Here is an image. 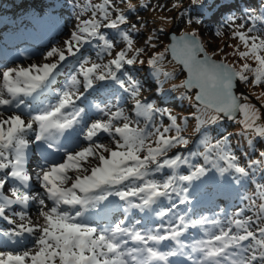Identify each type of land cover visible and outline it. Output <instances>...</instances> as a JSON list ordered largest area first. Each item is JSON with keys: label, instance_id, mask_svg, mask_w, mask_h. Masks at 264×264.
<instances>
[{"label": "snow or ice", "instance_id": "snow-or-ice-1", "mask_svg": "<svg viewBox=\"0 0 264 264\" xmlns=\"http://www.w3.org/2000/svg\"><path fill=\"white\" fill-rule=\"evenodd\" d=\"M112 2L113 0H103L101 4L84 6V11L91 10V18L82 20L77 25L76 31H73L69 40L64 42V50L52 48L47 53L48 58H58L55 62L2 70L0 108L12 106L19 108L24 103L23 99H20L21 96H31L47 87L62 62L68 56H75L82 44L96 39L103 41L105 51L112 49V43L100 31L101 28L119 30V26L127 22L122 12L115 19H110L109 8L112 7ZM129 9H132L131 5ZM98 13L102 20L97 19ZM247 19L253 21L251 26H246L245 23L237 24L233 38H238L245 48V51H239V57L251 58L255 62V67L244 63L238 70L227 63L213 60L205 53L195 31L183 33L179 37L173 36L171 50L188 72L187 81L183 82L182 86L199 89L195 99L203 105L202 115L205 118L197 126L196 131H201L203 124H216L224 118L233 120L236 114L240 113L243 116L240 121L242 125L240 134L248 138V144L252 145V138L264 141V99H261L264 92L257 97L260 100V106H257L247 96H237L233 89L236 80L258 87L264 85V32L252 34L257 31L255 20H264V14L259 17L249 14ZM121 35L128 48L116 52L108 64L93 63L90 67H85L87 60L80 64L85 90L92 88L94 81L110 79L133 97L139 94L140 86L137 81L129 76L126 85L117 73L125 65H134L142 49H135V54L129 56L128 53L133 51V41L127 32H122ZM200 53H204L203 58L200 57ZM162 58L161 53L149 59L147 63L155 67ZM77 83L76 77L73 76V87ZM81 95L83 93L77 95L73 91H64L58 95V102L55 105H50L36 115H30L28 121L21 115H9L4 118L0 112V190L5 188L9 180L17 181L20 185L11 188L10 196L0 194V217L6 219L8 223L14 224L15 221L5 215L7 209L13 205L26 207L30 200H37V196L26 191L33 179V175L26 167V150L29 146L26 137L29 132L36 131L35 141L46 144L50 149L53 148L56 140L65 131L79 123L84 110L74 108L71 118L66 110L73 107ZM135 109L136 116H144L146 119H151L154 112L160 111L154 104L139 99L135 102ZM106 115L108 116L106 120H96L90 126H86L83 138L88 142L87 146L79 147L78 150H66L60 161L50 160L48 153H42V163L38 165L39 170L34 176L43 188L45 198L51 201V206L46 204L45 198H40L39 216L42 217L43 223L33 224L31 221L27 224L20 223L10 232L2 234L7 238L4 243H15L13 238L23 236L25 233L34 239L32 247L27 250L0 251V264H170L169 257L180 254L192 259L191 253H181L178 248L161 251L159 246L165 241L180 244V237L188 227L204 225L207 223L206 219L189 221L184 215H179L178 224L161 225L155 231L150 229L143 234L136 230L134 225L126 226L124 220L110 228H98L77 219L82 216V210L95 207L111 195L125 201L128 208L144 212L156 205L160 198H169L171 192H176L178 181L190 182L206 172L203 166H196L190 175L178 174L177 169L180 165H189V160L179 154L169 157L168 152L180 146H187L189 140L182 134L184 129L177 123V118L170 113L168 117L171 124L162 130L156 128L154 132L132 127L130 117L122 111ZM197 119L200 120V117ZM173 130L175 134L169 135ZM102 134L110 138L114 147H108L100 141ZM150 137H155L154 146L147 143ZM201 144L204 146L201 155L221 174L231 170L238 174V178L248 177L249 169L254 170L255 166L264 165V151L259 153L260 159L249 160L246 166L242 165L239 157L230 149L228 136H223L213 143L204 133ZM93 159L97 163L87 167L86 165ZM220 161H223L226 167L221 166ZM164 168L172 170V174L166 179L158 181L148 178ZM81 170L87 174L75 176L69 174ZM136 181L140 183H135ZM69 182L70 186L66 187ZM125 182L131 185L126 190H112L118 185H124ZM78 192L83 195H78ZM261 195L264 199V192ZM183 202L182 200L181 203ZM64 206L74 211L70 212ZM258 207L260 216L257 217L259 223L255 230H251L253 223L251 217L231 220L229 226L219 228L218 234H210L208 239L201 240L192 247V252L200 254V259L195 260L194 264H264V202ZM15 215H19L21 220L25 219L22 212ZM135 223L138 224L139 221ZM233 226L236 231H233ZM129 241L135 242L137 246L130 247Z\"/></svg>", "mask_w": 264, "mask_h": 264}, {"label": "rangeland", "instance_id": "rangeland-1", "mask_svg": "<svg viewBox=\"0 0 264 264\" xmlns=\"http://www.w3.org/2000/svg\"><path fill=\"white\" fill-rule=\"evenodd\" d=\"M113 0L112 7L109 8V12L111 13L110 19H115V17L120 14L121 12L126 16L127 22L124 24H121L119 26V30H113L110 28H101V32L105 35L106 39H108L113 47L112 49L105 51L103 48V41H99L96 39H93L90 43L82 44L80 47L79 52L75 56H68L67 60H69L68 64L70 66L69 73L66 70L64 74L65 76L62 81H59L58 86H47L44 89H42V92H49V96H56L54 97L55 101L58 102V95L63 92L65 89H67L70 86V89L67 91H73L77 95L80 93H83V95L80 96L78 100L75 101L74 108L76 104H79L81 109H85V106L88 105L89 101L87 100V93L91 91V89L85 90L81 86H83V75L80 73V64L83 63L85 60L88 61V63L85 65V67H90L93 63H98L101 65L108 64L115 56V53L121 50H127L128 45L127 42L123 39L121 33L124 31V27H121L123 25H126L127 23L133 22L135 27L129 26L128 31L129 35H133L135 39H133L132 44V52H129V56H132L135 54V49H142L140 52L137 62L134 64L137 67H141L143 70L138 74L139 76H146L147 73L150 74V76L155 77L156 83L161 86V92L170 98H173L175 100H178L180 102L181 109H171L167 111H161V115L163 116L164 124L161 127V130L163 127H167L171 124V120L168 117V113L175 116L177 118V123L181 125V127L184 129L183 135L188 138L189 144L187 146H180L176 149H171L168 152V156L172 157L175 154L182 155L184 157H187L189 160V165H180V167L177 169V172L179 175H190L194 170L196 166H203L206 169V172L204 175H201L200 178L203 181H210V180H219V179H233L236 183H239L244 180H248L250 178L260 177V169L261 165L255 166L254 170L249 169V176L248 177H239L238 174L234 171H228L223 174H221L216 168L212 166L211 163H208L205 161L203 155L201 153L204 152V146L201 144V140L204 138V133L207 134V137L212 140L213 143L217 139L222 138L223 136H228L229 138V146L232 151L237 157H239V162L242 159V156H246L249 154V147L247 146L248 138L244 137L240 134V138H237L236 136H231L232 132L228 133H221L218 130H214L213 127L217 125L216 124H203L201 126V131H196L197 126L201 124L202 120L205 118L202 113L199 114L202 110L199 106L193 108L192 104V97L195 93L189 94L190 98L184 95V92L181 91L182 83L184 82V74L181 73L179 67L175 65L168 57V46L170 44L168 34L170 32H174L178 35L184 33V31H187L188 29L191 30V32L195 31L198 36L202 39L203 44L205 45L207 51L209 54L214 57L215 59H218L219 61L224 60L229 63L230 65L234 66L238 70L240 69L241 65L244 63H249L253 67H255V62L251 58L241 59L238 55L239 51H245V48L243 44L239 41L238 38H233V31L236 29V25L240 23H245L246 26H251L253 21L248 20L247 17L249 14H251L254 17H259L261 14H264V7H249L248 10H250L251 13H247L245 10L243 12L241 11H233L229 14V16L226 18L223 23L218 26L216 29H213L212 31L206 32L204 30H201L198 28L196 24H194L191 20H189L190 17V11H183V4L184 2H187L186 0ZM197 1V0H194ZM53 3V8H55V11L44 17L42 23H35L34 26L28 27L27 25H23L24 28H19V31H22L24 33V36L20 34L16 35V38H13L14 41H11V43H16L20 39V43L18 46H15L13 48H10L8 46H4L3 43L0 41V54L2 55L3 59H6L7 63L12 66V68H18V67H28L32 64H44L49 62H55L57 57L48 58L47 53L51 51L52 48H58L61 50H64V42L69 40L70 34L73 31H76L77 25L81 23L82 20L90 19L91 18V10L84 11V6L88 4L97 5L103 3V0H63L58 4L56 2ZM129 5L132 6V9H129ZM62 6L66 8L65 11H62ZM49 8H51L49 6ZM57 8V9H56ZM115 9V10H114ZM261 11V12H259ZM259 12V14H258ZM97 19H101L102 17L100 14H97ZM234 21V22H233ZM256 29L257 31L252 33L254 35L261 34L264 32V20L257 19L255 20ZM49 30V31H45ZM45 31V32H44ZM44 32V33H43ZM42 33V34H40ZM222 35H227L225 37H222ZM38 36V37H35ZM10 38V37H8ZM45 39L47 41V44L42 47L40 50L37 48L38 53L37 56L34 58H29L28 61H23L24 56L21 57L20 60H16L13 58L15 55L16 50L19 52L27 51L29 48H31L36 42H40V39ZM27 40V41H26ZM19 42V41H18ZM163 54V58L158 60L155 67L149 65L147 61L149 59H153L157 57L158 54ZM67 55V53H65ZM168 59V60H167ZM14 60V62H12ZM140 61H144V63H140ZM135 69L131 65H125L123 69H121L117 75L119 78L123 81H125V84L128 83V77H132L133 80L137 81L139 84V81L137 78L134 77ZM167 73L168 75H165ZM249 78L251 79V74L249 73ZM75 76L78 83L76 84L77 88L72 85V77ZM146 79V78H145ZM110 80L105 81H94L93 87L96 88V93L99 90L102 92V95H106L107 92L101 90L102 86L100 84L102 82H108ZM0 84H2V77H0ZM241 85L246 89V96L249 98V100L257 104V106H260V100L257 99L258 96H260L261 92H264V85L262 86H254L251 83H243L241 82ZM100 86V87H99ZM81 88V90H78V88ZM113 93L111 97L119 98L118 95L121 97L119 98L120 104H116L115 100L112 99L111 102H108L107 105L110 107L108 110V113L111 114L116 111H122L126 116L130 117V122L132 123V127H140L145 129L148 132H154L156 128L159 127H153L152 122L153 119H146L144 116H136L135 112V102L137 99L141 100L142 102H146L144 97L142 96L141 88L140 92L136 97H133L129 92H126L123 88L120 87L118 83L115 82L113 84ZM119 88L120 91H118L116 88ZM122 94H125L122 96ZM43 96H46L44 94ZM85 98V99H84ZM35 99V96H25V99H23L24 103L21 105H24L26 107L31 108L30 113L24 114L23 110L24 108H20L19 110L22 112L21 117L25 118L27 117L30 119V115H36L37 113H34V107L38 106L40 104L38 100H36V104L31 105V100ZM101 99H104L101 97ZM261 99H264V97H261ZM84 100V101H82ZM106 100V99H104ZM107 101V100H106ZM42 104H48V97H44L41 100ZM150 103H154L156 105V102L151 101ZM20 105V106H21ZM44 109V108H42ZM119 109V110H117ZM0 112L3 113L4 118H7L9 115H20L19 111H13L11 109H3ZM12 114H9L11 113ZM73 111L70 109L67 110V113L69 114V118H71V114ZM96 112V111H93ZM91 112H88L86 116H88ZM99 114L104 115V120L108 118L106 114L100 113ZM197 117H200V120L197 119ZM138 121V123H137ZM240 127L242 125L238 124ZM35 127V126H34ZM76 128V125L73 126ZM38 130V129H37ZM75 130H71V134H74L75 136ZM241 131V130H239ZM175 132L169 133V135H174ZM36 135V131H34L31 134H28L26 137L27 139L31 138L34 139ZM64 135H61L58 140V142H55L56 144L59 142H62ZM154 140L155 137H150L147 141L148 144H153L154 146ZM78 145L80 143V140L77 141ZM101 142H103L108 147H114L112 144L110 138L105 134L104 139H101ZM81 145V144H80ZM78 147V146H76ZM76 150V148H74ZM241 150V156L236 152V150ZM262 151H264V146L262 148ZM192 153H196V155H192ZM143 156L144 153H141ZM214 159V157H213ZM260 159L257 156H253L252 158L246 160V162H240L242 165H247V162L249 160H256ZM97 163L96 160H91V163L86 165L87 167H92ZM221 166L226 167V164H224L223 161L219 162ZM154 167V166H153ZM260 170V171H259ZM161 172L163 175H161ZM72 176H75L77 174L79 175H85L87 173H84L82 170L78 172H71L69 173ZM172 174V170L168 168H164L160 172H154L152 175H150L149 179H155L158 181L166 179L169 175ZM238 178V179H237ZM35 179H33L34 181ZM193 181V180H192ZM192 181H185V182H177L178 187L176 192H171L169 198H160L158 203L156 205H153L151 209L146 210L144 212H141L134 208H128L125 201H122L118 196L111 195L108 196L106 200H103L98 203V207L101 208L100 212H102L108 219H116L118 217L114 216V213L116 211L120 212V215L122 218H124V215L126 216H132L134 215V218L132 220V225L136 229L143 233H146L148 230L155 231L157 228H159L161 225L168 224V223H177V217L179 215H184L186 218L191 217H198L201 213H214L216 214V219H220V215H229V217L233 219H247L249 217L252 218V225L251 230H255L257 227V223L259 221L257 220V217L260 216L259 212V204L257 206L258 202H264V199H262V192H264V189H258L257 195L258 197L255 198V194L253 190H246V197H248V200L244 198L247 201V208L245 204H242L239 199L233 198V205L232 207H227V203L224 200H218L216 203V207H209V208H196L194 211L188 210V207L191 206V204H199V203H209L213 200V193L214 189L217 188L219 185L218 182L216 183H208L209 188L207 190H203V186L200 188L199 186L196 187L200 188L199 192H195L194 194H188L189 192H193L195 188L192 186ZM194 182L196 184L203 185L199 179H194ZM15 185H10L9 181L4 189L0 190V194L2 195H11V188L16 186H19V182L15 181ZM135 183H140V181H136ZM40 186V185H39ZM38 186V187H39ZM66 187L70 186L69 184L65 185ZM131 185L128 184V182H125L124 185H118L115 188H113V191H116L117 189L120 190H126L127 187ZM182 189H186V191H182ZM39 191H35V196H37V199H40V195L44 197L42 194V191L38 188ZM239 191V189L236 188H227L222 187L220 190L222 197L225 196V194L233 195L232 193H235ZM78 195H83L82 193H77ZM100 194V193H97ZM240 195H236L238 197L243 196L242 192H239ZM112 197H115L114 200H111ZM255 198V199H254ZM135 202L139 203L138 200H135ZM243 199V198H242ZM184 201L181 203V201ZM188 201V202H186ZM103 202V203H102ZM178 204V207H176ZM33 203L31 204V201H29L28 205L22 206V205H13L12 209H8L10 218L15 221L14 225L24 223L27 224L29 221H31L33 224L36 223H43L42 217L39 216V208H36V210H31ZM195 205V206H196ZM203 205V204H202ZM201 205V206H202ZM199 206V207H201ZM192 207V206H191ZM127 209V210H126ZM247 209V210H246ZM180 210V211H178ZM24 213L25 219L21 220L19 215H15V213ZM166 212L167 215H157V213H164ZM236 213H239L237 215ZM252 213V214H251ZM101 213H97V216H101ZM151 220V221H150ZM135 221H139V223H135ZM142 226V227H141ZM14 229L13 226H9ZM254 227V228H253ZM7 239V238H6ZM5 239V240H6ZM16 240V237L13 238ZM34 239V238H33ZM32 240L25 242L22 241L21 247L13 250V252L17 251H24L32 247ZM4 240V241H5ZM4 241L2 242V246L0 248V251L3 250Z\"/></svg>", "mask_w": 264, "mask_h": 264}, {"label": "bare ground", "instance_id": "bare-ground-1", "mask_svg": "<svg viewBox=\"0 0 264 264\" xmlns=\"http://www.w3.org/2000/svg\"><path fill=\"white\" fill-rule=\"evenodd\" d=\"M41 49V48H40ZM40 49H38V50H40ZM35 52H37V45H33L31 48H29L27 51H24V52H19L18 50H16V52H15V55L13 56V58H15L16 60H20L21 59V57H23L24 56V59H23V61H28V59L31 57V58H34L35 56H37L38 55V53H35ZM3 59V58H2ZM3 60H6V59H3ZM12 62H14V60H12ZM9 68H12V67H9ZM2 70H4V69H1L0 70V72H2ZM68 71V73L70 72L69 71V69H67L66 67H64L63 69H61L60 71H56V73H55V76H54V78H59V80L57 81V80H55V84L56 83H58L59 81H62V79L65 77V76H67L68 75V73L65 75L64 74V72L65 71ZM59 75V76H58ZM110 80V79H109ZM75 88H77V86L75 85ZM83 88V87H82ZM91 89V91H90V93H89V95H88V97L91 99V101H92V104H94V103H98V105H99V108L100 109H107V101H109L110 100V94H107L105 97H104V99H106V100H104V99H101L98 95H96V93H95V90L93 89V88H90ZM78 90H81V88L79 87L78 88ZM112 90H110V92H111ZM35 94V93H34ZM38 94V96H39V92L37 93ZM36 95V94H35ZM237 96H246L245 94H243L242 93V91H240V90H238L237 91ZM43 97V95H41L40 94V98H42ZM51 101V104L50 105H55L56 103H57V101H55L54 100V98L53 99H49L48 98V101ZM43 105H44V103H43ZM49 107V106H48ZM47 108V107H46ZM45 108V109H46ZM76 109V108H75ZM44 109H42V107H40V106H35L34 107V113H38L39 111H43ZM117 110H119V109H117ZM120 111V110H119ZM97 114V113H96ZM4 116V115H3ZM90 117H94L92 114L90 115ZM23 119H25V121H28L29 119L27 118V117H25V118H23ZM98 120H102L101 118H98ZM87 125V122H86V120H83V124L81 125V128H84V126H86ZM35 128V127H34ZM34 131H31V132H29V134H31V133H33ZM104 139V138H103ZM32 141H31V139H30V143H31ZM78 144V142H73V141H71L70 142V148H69V151H71L72 149H73V147L74 146H76ZM31 168L34 170V172H33V174H35V172L36 171H38L39 170V168H38V165H39V163H37L33 158H32V160H31ZM39 184H38V182H35L34 183V185L30 188V189H26V191H28L30 194H32V195H35V188H36V186H38ZM40 198H41V196H40ZM115 199V197H112L111 198V200H114ZM35 203V207L36 208H41V206L39 205V203L38 202H33V204ZM31 210H32V207H31ZM5 214L8 216L9 214H8V212H5ZM9 217H10V215H9ZM6 219H2V220H0V247L2 246V244H1V241L2 240H5L6 239V237H4L2 234L3 233H5V232H10L13 228H11V227H9L7 224H6ZM151 221V220H150ZM83 222H88V224H90V225H92V226H97V225H101V224H107V225H109V223L110 222H108V221H100V220H96L95 221V223H93V221H92V219L91 218H87V219H84L83 220ZM195 228V227H194ZM190 228H187V230L186 231H184V233H188V230H189ZM201 229V228H200ZM194 233H199V230L196 228L195 230H194ZM18 242L20 243L21 242V240H24V241H26V242H28V241H30V240H32L33 239V237L32 236H29L27 233H25L23 236H18ZM181 240H182V238L180 237V243H181ZM31 242V241H30ZM166 242H169V243H173V244H175V245H178L175 241H165V242H163V244H165ZM163 244H161L160 246H162Z\"/></svg>", "mask_w": 264, "mask_h": 264}, {"label": "water", "instance_id": "water-1", "mask_svg": "<svg viewBox=\"0 0 264 264\" xmlns=\"http://www.w3.org/2000/svg\"><path fill=\"white\" fill-rule=\"evenodd\" d=\"M173 36L179 37L180 35H177V34L174 33V32H170V33L168 34L169 41H170V44H169V46H168V55H169L170 60H171L175 65H177V66L179 67V69L181 70V72H183V74L185 75L184 82H186V81H187V78H188V72H187V70L184 68V65H183L182 63L179 62V59L176 58V57H174L173 52H172V50H171V45H172V43H173V40H172V37H173ZM200 42L202 43L201 39H200ZM204 49H205V48H204ZM205 53H207L206 49H205ZM207 54H208V53H207ZM208 55H209V54H208ZM178 56H179V53H177V57H178ZM203 56H204V53H200V57L203 58ZM209 56H210V55H209ZM210 57H211V56H210ZM211 58H212V57H211ZM212 59L215 60L214 58H212ZM215 61H218V60H215ZM224 63H225V62H224ZM234 84H235V87H234L233 90H234V92H235L236 95H237V91H238V90L242 91V93L246 95V93H245L246 91L243 89V87H242V85H241V82H240L239 80L234 81ZM184 89H185V92L188 93V94L195 93V94H194V97H193L194 104L197 105V106H199V107H201V108H203V105H201L200 102H199V101H196V99H195V96H196V94L199 92V89H198V88H191V89H189V88H186V87H184ZM242 118H243L242 114L237 113L235 119H233V120H229V119H227V118H224L223 120H225V121H227V122H232V123H233V122H236V121H240Z\"/></svg>", "mask_w": 264, "mask_h": 264}, {"label": "trees", "instance_id": "trees-1", "mask_svg": "<svg viewBox=\"0 0 264 264\" xmlns=\"http://www.w3.org/2000/svg\"><path fill=\"white\" fill-rule=\"evenodd\" d=\"M8 1V0H7ZM15 1H18V0H14V2ZM187 2H184V4H183V6H185L189 1H191V0H186ZM181 2H183V0L181 1ZM1 5L3 6L4 5V2H3V0H1ZM195 16H197L196 14H195ZM4 17V12H2V11H0V18H3ZM199 17V16H198ZM189 20H191L194 24H196L197 26H198V28L199 29H201L202 27H203V24H201V25H199V23L201 22V20L200 19H197V18H189ZM3 26H5V25H3ZM6 28V27H5ZM202 30V29H201ZM191 32V30L190 29H188L187 31H184V33H190ZM182 34H183V32H182ZM3 35V31L2 30H0V36H2ZM168 60V59H167ZM225 61V60H224ZM246 84V83H245ZM192 104H193V102H192ZM193 108H195V111H196V107L194 106ZM202 111H203V109L201 110V112L199 113V114H201L202 113ZM219 126H222V128L224 129V130H229L230 132H232V134L234 135V136H236L237 138H240V132L241 131H239L238 130V128H242V127H239L237 124H234V125H231V124H229V125H227V124H225V123H223L221 120L219 121ZM221 128V127H220ZM255 146L258 148V149H260L261 148V146L263 147L264 146V141H262V140H260L259 138H257L256 140H255ZM260 170H262L263 171V169H260ZM259 170V171H260ZM262 171H260V173H262Z\"/></svg>", "mask_w": 264, "mask_h": 264}, {"label": "clouds", "instance_id": "clouds-1", "mask_svg": "<svg viewBox=\"0 0 264 264\" xmlns=\"http://www.w3.org/2000/svg\"><path fill=\"white\" fill-rule=\"evenodd\" d=\"M13 1H14V0H13ZM25 1H26V0H18V1H15V3H17V4H23ZM19 2H21V3H19ZM133 38L135 39L134 36H133ZM242 87H243V86H242ZM243 89L246 91V89H245L244 87H243ZM151 93H152V96H153V101H156V103L160 104V103L162 102V100L159 99V98L157 97V95L154 94V91H152ZM177 107H178V106H177ZM176 109H181V108L178 107V108H176ZM242 119H243V118H242ZM242 119H241V120H242ZM228 123L231 124L232 122H228ZM232 124H233V125H234V124H237V125H238V124H239V121L233 122ZM238 126H239V125H238ZM239 127H240V126H239ZM238 130H241V129L238 128ZM228 131H229V130H226V133H228ZM229 132H230V131H229ZM193 180H194V179H193ZM6 216H7V215H6ZM8 217H9V215H8ZM3 219H4V218H3Z\"/></svg>", "mask_w": 264, "mask_h": 264}]
</instances>
